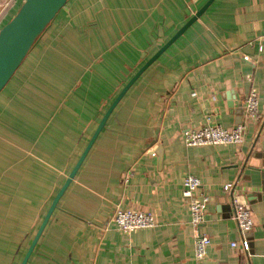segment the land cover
<instances>
[{
	"label": "crops",
	"instance_id": "crops-1",
	"mask_svg": "<svg viewBox=\"0 0 264 264\" xmlns=\"http://www.w3.org/2000/svg\"><path fill=\"white\" fill-rule=\"evenodd\" d=\"M205 2L67 0L36 39L0 92V264H20L108 106ZM259 35L264 0H213L114 107L26 264H264ZM251 89L258 95L254 118L244 114ZM206 122L243 123V142L186 146L184 131ZM188 174L200 180L197 195L209 198L199 232L210 244L201 260L182 197ZM232 197L253 216L248 252ZM116 207L150 211L157 224L120 231L111 219Z\"/></svg>",
	"mask_w": 264,
	"mask_h": 264
},
{
	"label": "water",
	"instance_id": "water-1",
	"mask_svg": "<svg viewBox=\"0 0 264 264\" xmlns=\"http://www.w3.org/2000/svg\"><path fill=\"white\" fill-rule=\"evenodd\" d=\"M66 2L67 0H23L16 13L0 28V92L21 65L35 40L44 31L59 10L64 7ZM212 2L213 0H206V2L193 15H191V17L153 55L146 60V62L132 75V77L113 99L104 112L74 167L65 178L55 196L52 198L51 203L20 264H26L50 215L56 208L59 199L73 179L77 169L91 148L93 142L104 127L114 107L130 86L144 72V70L150 66L153 61H155L161 53H163L195 20H197ZM156 153L158 155V163H161L162 147H159Z\"/></svg>",
	"mask_w": 264,
	"mask_h": 264
},
{
	"label": "built area",
	"instance_id": "built-area-1",
	"mask_svg": "<svg viewBox=\"0 0 264 264\" xmlns=\"http://www.w3.org/2000/svg\"><path fill=\"white\" fill-rule=\"evenodd\" d=\"M23 1V0H21ZM18 0H0V16L11 8ZM21 3V2H20ZM256 40L259 41L260 48L264 44V35H259ZM248 59L247 56L244 57ZM258 95L255 89H251L244 99L245 117L254 118L257 116ZM245 126L239 123L232 128H224L220 125L206 122L203 126L196 130H186L183 133V140L186 146H202V145H228L240 144L243 142ZM182 197L188 201L189 223L191 224L194 235V257L196 260L204 258L207 247L210 244V238L199 232V227L205 222V214L209 198L204 195H197L200 187L198 177L188 174L182 180ZM223 189L230 192L232 184H225ZM232 218L236 223L238 231L241 235L240 244L246 252L249 250V241L247 234L253 228V216L250 209L240 203L236 198H231ZM112 221L116 228L125 233H130L138 229H148L156 226V219L152 212L124 209L116 207ZM236 243L232 242L231 246Z\"/></svg>",
	"mask_w": 264,
	"mask_h": 264
},
{
	"label": "trees",
	"instance_id": "trees-1",
	"mask_svg": "<svg viewBox=\"0 0 264 264\" xmlns=\"http://www.w3.org/2000/svg\"><path fill=\"white\" fill-rule=\"evenodd\" d=\"M20 5H21V3H20ZM20 7V6H19ZM10 9V8H9ZM7 12V11H6ZM6 12L4 13V14H2L1 16H0V28L6 23V22H8L10 19H6V20H4V22L2 23V21H3V19L5 18V14H6ZM2 23V24H1ZM41 35V34H40ZM39 35V36H40ZM36 41V40H35ZM25 59V58H24Z\"/></svg>",
	"mask_w": 264,
	"mask_h": 264
},
{
	"label": "rangeland",
	"instance_id": "rangeland-1",
	"mask_svg": "<svg viewBox=\"0 0 264 264\" xmlns=\"http://www.w3.org/2000/svg\"><path fill=\"white\" fill-rule=\"evenodd\" d=\"M22 3L23 1H21V0H18V2L16 3V4H19V3ZM18 7V6H17ZM63 8V7H62ZM6 19V18H5ZM2 24V23H1Z\"/></svg>",
	"mask_w": 264,
	"mask_h": 264
}]
</instances>
